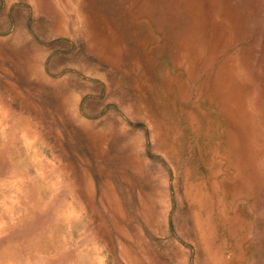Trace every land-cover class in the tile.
<instances>
[{"label":"rangeland","instance_id":"obj_1","mask_svg":"<svg viewBox=\"0 0 264 264\" xmlns=\"http://www.w3.org/2000/svg\"><path fill=\"white\" fill-rule=\"evenodd\" d=\"M0 264H264V0H0Z\"/></svg>","mask_w":264,"mask_h":264}]
</instances>
